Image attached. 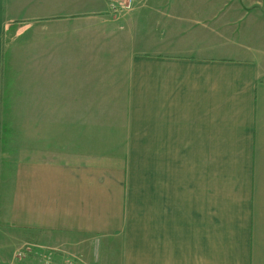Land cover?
I'll list each match as a JSON object with an SVG mask.
<instances>
[{
	"label": "crops",
	"instance_id": "0c3cea01",
	"mask_svg": "<svg viewBox=\"0 0 264 264\" xmlns=\"http://www.w3.org/2000/svg\"><path fill=\"white\" fill-rule=\"evenodd\" d=\"M108 1L0 0V264H264V0Z\"/></svg>",
	"mask_w": 264,
	"mask_h": 264
},
{
	"label": "built area",
	"instance_id": "2783aa9c",
	"mask_svg": "<svg viewBox=\"0 0 264 264\" xmlns=\"http://www.w3.org/2000/svg\"><path fill=\"white\" fill-rule=\"evenodd\" d=\"M136 0H112L111 2V10L115 13H128L134 9ZM28 253V250L23 249L19 255L21 257H25ZM41 264H53L54 255L52 252H45L39 255ZM65 264H73L71 261L65 262Z\"/></svg>",
	"mask_w": 264,
	"mask_h": 264
},
{
	"label": "rangeland",
	"instance_id": "374dc122",
	"mask_svg": "<svg viewBox=\"0 0 264 264\" xmlns=\"http://www.w3.org/2000/svg\"><path fill=\"white\" fill-rule=\"evenodd\" d=\"M108 2H109V5H110V8H111V0H109ZM88 7H90V6H88ZM21 42H22V39L20 40V43ZM22 71H23V73L25 72L24 75H22L23 73L21 74L22 83L24 84L23 81H24V79H26V70H22ZM25 81L27 82V80H25ZM21 87H22V92H26V86H21ZM13 112L18 113L19 111H13ZM4 121H5V123H8L9 125L17 126V129H20L21 127H23V125H27L29 123V118L27 116H17V115L16 116L15 115L14 116H5L4 117ZM21 135H23V134L21 133ZM24 135H26V134H24ZM49 252H52L53 255L56 254V252L54 250H50ZM38 257H39V255H38ZM39 259H40V257L38 258V261H39ZM73 264H75V263L73 262Z\"/></svg>",
	"mask_w": 264,
	"mask_h": 264
}]
</instances>
